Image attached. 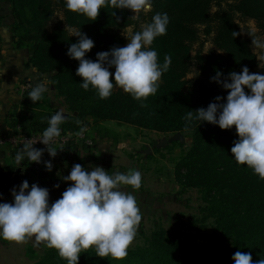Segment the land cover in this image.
Masks as SVG:
<instances>
[{"label": "trees", "instance_id": "16d2710c", "mask_svg": "<svg viewBox=\"0 0 264 264\" xmlns=\"http://www.w3.org/2000/svg\"><path fill=\"white\" fill-rule=\"evenodd\" d=\"M6 1L14 16L11 25L14 47L27 46L28 61L37 70L55 71L50 79L69 106V113L65 114L68 119L60 125L61 133L91 127L96 121L93 123L88 117H93L99 122L115 120L157 131L191 135L192 145L176 162L175 176L182 185L201 188L202 198L207 203L204 211L212 218L218 239L228 242L231 251L227 258L220 247L201 242L174 227H161L152 231L142 246L128 249L123 260H114L110 256L102 259L96 256L94 249H89L81 252L78 264H234L232 256L237 251L251 253L254 264L264 258V180L246 165L225 169L226 163L234 159L233 142L239 139L235 127L222 130L218 125L194 121L185 131L183 119L188 111L207 108L215 97L227 96V90L211 80L217 71L222 73L221 79L232 71L241 72L244 66L250 73L264 74V65L256 68L258 60L251 42L242 35L238 22V19H252L264 35V0H152L151 11L139 13L138 19L132 18L131 10L105 6L94 21L67 10L66 0ZM57 11L63 20L49 28ZM114 12L120 17L119 22ZM157 12L167 13L169 24L166 35L157 37L150 48L157 52L161 65L165 54L170 55L171 64L163 73L156 94L138 101L114 86L109 98L100 99L91 86L84 90L80 86L82 78L76 75L79 62L67 55L70 44L78 40L74 35L81 31L94 41L86 58L95 61L98 52L125 46L120 34L125 27H136L139 21L150 23ZM69 28H73L75 34H71ZM233 31L240 35L234 37ZM201 34L210 38L215 49L203 53L201 42L193 49ZM193 65L197 71L189 79L187 74ZM110 71L114 73L115 69ZM33 87L25 91L27 98ZM141 103L146 107H141ZM21 106L28 105L24 102ZM30 107L31 111L10 115L7 119L0 116V134L15 132L17 126L24 132L44 131L54 112L38 110L37 102ZM77 120L81 123L77 124ZM78 147L74 141L64 147H54L57 155L52 162L58 164V158L61 163L77 158ZM43 159H50L47 151ZM84 162L80 157L77 164ZM206 165L212 166V170L208 173L200 171ZM11 168L17 171L16 167ZM105 170L109 174L116 172L114 168ZM30 171V163L25 157L16 173L17 183ZM46 259L45 264L49 259L51 264H67L52 248L47 250Z\"/></svg>", "mask_w": 264, "mask_h": 264}, {"label": "clouds", "instance_id": "9594fccd", "mask_svg": "<svg viewBox=\"0 0 264 264\" xmlns=\"http://www.w3.org/2000/svg\"><path fill=\"white\" fill-rule=\"evenodd\" d=\"M111 6L119 10H131L134 19L141 12L151 11L152 0H66L67 10L96 20L101 9ZM119 22L120 17L113 13ZM169 17L167 13L157 12L151 22L141 25V30L127 38L123 47L113 46L108 51L98 52L96 60L86 58V53L94 47V41L86 34L77 32L76 43L70 44L67 55L79 62L76 75L81 77V87L91 86L100 99L111 96L114 86L138 101L155 95L163 73L169 70L171 57L165 54L164 62H158V54L151 49L153 41L166 35ZM240 33L233 31V36ZM251 45L264 50V42L253 37ZM264 60V56L259 57ZM115 69L114 73L110 69ZM216 72L211 80L227 90V96H217L207 108L190 110L185 120V131L194 121L218 125L222 130L235 127L238 140L233 142L231 153L239 165H246L253 173L264 180V74L250 73L247 66L237 73L232 71L221 79ZM114 78V83H113ZM248 89L249 92H246ZM43 83H37L28 98L33 103L40 101L49 92ZM141 107H146L141 103ZM68 117L64 110H58L48 118V127L39 142L46 149L34 148L26 139L16 153L18 167L27 157L30 162L41 163L46 150L50 157L57 155L51 142L60 136V125ZM77 124L81 122L76 121ZM86 127H81L77 135H82ZM47 171H52L51 161H43ZM71 182L61 197L49 203V189L27 180L11 189L12 202L0 203V237L6 241L22 244L34 238L37 245L43 243L55 249L67 264H78L81 252L94 249L99 258L111 257L123 260L134 241L142 219L135 195L123 190L122 186L139 189L142 174L130 169L127 173L119 171L109 174L101 166L88 171L81 164H74L70 173L63 176ZM59 187V184L55 185ZM234 264H254L251 253L237 251L233 254ZM264 264V258L255 261Z\"/></svg>", "mask_w": 264, "mask_h": 264}, {"label": "rangeland", "instance_id": "374dc122", "mask_svg": "<svg viewBox=\"0 0 264 264\" xmlns=\"http://www.w3.org/2000/svg\"><path fill=\"white\" fill-rule=\"evenodd\" d=\"M53 16L49 22V28L63 20L59 11L55 12ZM13 21L14 16L10 5L6 0H3L0 7V116L7 119L10 115L31 111L29 110L30 106L34 103L26 97L25 91L37 83L45 84L50 90L44 93L42 99L37 102L38 110L46 109L55 114L58 110L63 109L64 114L69 113V106L65 98L58 94L50 79L55 71L41 72L37 70L28 61V47L24 46L18 49L14 47L11 41ZM238 22L242 35L247 37L250 42L253 37L264 42V35L259 32L252 19H238ZM142 24L144 23L139 21L138 26L130 25L120 31L125 45L128 42L127 38L141 30ZM69 32L75 34L73 28H69ZM200 42L203 43V53L215 49L210 38L202 34L200 41L194 44L193 49L197 48ZM251 48L258 60L256 68L260 69L264 65V60L259 57L264 56V50L252 45ZM196 71V66L193 65L187 78L194 77ZM23 84L27 86L21 90L19 86ZM24 102L28 106L22 107ZM88 120L93 123L96 121L94 126L90 127L94 138L93 148H82L81 145H78L80 147H78L77 158H71L70 161L69 159L63 160L65 164L61 163L60 158H58L59 163L54 164L52 161L56 157L51 160L49 156L50 159L47 161H51L52 171H47L44 163L38 173L33 174L30 171L24 179L28 181L30 187L35 183L40 187L48 188L49 203L55 202L71 183L65 182L62 177L70 173L72 166L77 164L80 157L85 161L86 167L96 163L104 169L114 168L116 172L121 173H127L130 169L138 170L142 174L141 187L134 190L131 186H122L123 190L135 195L142 214L136 237L129 249L142 246L155 229L174 227L183 234L201 242H208L220 247L226 257L230 258L229 243L218 239L217 232L213 229V220L204 211L207 203L202 198L201 188L182 185V182H179L175 176L176 162L192 145L189 133L157 131L115 120L99 122L93 117H88ZM176 133H180L183 138L173 140ZM163 139L166 140V144L157 146ZM3 148L14 156L19 151L9 147ZM226 164L225 169L240 166L235 159ZM201 170L208 173L212 170V166L206 165ZM16 173L17 171L12 170L10 166L3 171L0 169V203L12 202L11 189L13 187L18 189V186L24 181L20 180L17 183ZM57 184H59L58 188L55 187ZM0 246L3 248L0 253V264H38L41 260V264H45L46 252L49 249L43 243L37 245L34 238L26 243L17 244L0 237ZM49 260L48 264H51V259Z\"/></svg>", "mask_w": 264, "mask_h": 264}, {"label": "built area", "instance_id": "2783aa9c", "mask_svg": "<svg viewBox=\"0 0 264 264\" xmlns=\"http://www.w3.org/2000/svg\"><path fill=\"white\" fill-rule=\"evenodd\" d=\"M26 84L20 85L19 88L21 90H24L26 88ZM80 130L74 131V132H66V133H61L59 137L55 138L51 142V147H64L69 141H74L78 145H85L90 148H93L94 146V138L92 135V131L90 127H86V131L83 132L82 135H77V133ZM42 133L43 131H31V132H24L22 129L17 126L16 131L12 133H7V134H0V146L2 147H9L11 149L15 150H20L23 146V144L27 140H30L32 143H34L33 147L37 149H46V146L39 142V140L42 139ZM46 151V150H45ZM44 151V152H45ZM44 154L41 158L42 162L41 163H35V162H30L27 157L26 159L30 163V170L31 172L38 173L40 169L43 166V161H44Z\"/></svg>", "mask_w": 264, "mask_h": 264}, {"label": "crops", "instance_id": "0c3cea01", "mask_svg": "<svg viewBox=\"0 0 264 264\" xmlns=\"http://www.w3.org/2000/svg\"><path fill=\"white\" fill-rule=\"evenodd\" d=\"M0 110H1V107H0ZM92 164L93 165L90 166V167H86L87 165H85L84 163H82L81 165H83V167L85 169H87L88 171H91L92 170V167L98 166L96 163H92ZM7 166L16 167L17 168V171L18 172L20 171V167H18V165L16 164L15 156L14 155H11L8 152H6L5 148H3L2 146H0V169H2V171H3L4 169H7ZM15 177H17V175ZM2 249L3 248H1V246H0V253L2 252Z\"/></svg>", "mask_w": 264, "mask_h": 264}, {"label": "water", "instance_id": "95a60500", "mask_svg": "<svg viewBox=\"0 0 264 264\" xmlns=\"http://www.w3.org/2000/svg\"><path fill=\"white\" fill-rule=\"evenodd\" d=\"M183 136L180 134V133H176L174 136H173V140H176V139H182ZM166 144V140L163 139L160 143L157 144V146H163Z\"/></svg>", "mask_w": 264, "mask_h": 264}]
</instances>
